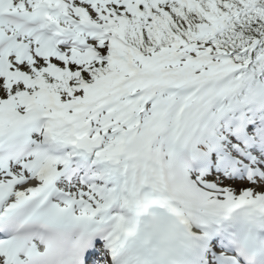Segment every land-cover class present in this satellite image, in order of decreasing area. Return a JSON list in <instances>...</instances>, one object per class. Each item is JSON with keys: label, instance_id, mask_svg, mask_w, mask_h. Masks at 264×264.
I'll return each mask as SVG.
<instances>
[{"label": "snow or ice", "instance_id": "1", "mask_svg": "<svg viewBox=\"0 0 264 264\" xmlns=\"http://www.w3.org/2000/svg\"><path fill=\"white\" fill-rule=\"evenodd\" d=\"M0 264H264V0H0Z\"/></svg>", "mask_w": 264, "mask_h": 264}]
</instances>
